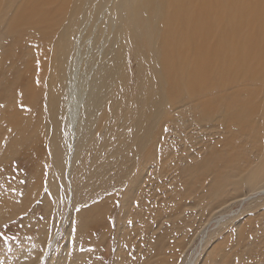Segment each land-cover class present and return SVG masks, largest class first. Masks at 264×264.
<instances>
[{
  "label": "rangeland",
  "instance_id": "rangeland-1",
  "mask_svg": "<svg viewBox=\"0 0 264 264\" xmlns=\"http://www.w3.org/2000/svg\"><path fill=\"white\" fill-rule=\"evenodd\" d=\"M125 1L80 0V11L73 7L55 27L57 36L53 29L28 33L22 48L0 47L3 77L10 58L15 78L30 68V82L14 81L12 92L0 97V264H36L46 247V264H264V194L243 208L236 203L219 211L253 194L240 176L250 173L263 149L230 131L224 114H210L205 99L184 94L144 104L157 98V65L142 18L144 0L136 2L130 21ZM106 4L113 18L102 21L92 48L87 40ZM11 17L0 26V40L11 41L2 36ZM79 34L97 62L96 49L105 43L109 66L98 76V101L87 110L88 129L79 131L69 178V64ZM44 53L50 62L38 79ZM90 60L83 59L80 81ZM224 176L232 185L221 192ZM226 193L236 198H223ZM220 215L222 227L215 228ZM99 223L109 226V237L107 227L90 235ZM203 236L208 243L197 254Z\"/></svg>",
  "mask_w": 264,
  "mask_h": 264
},
{
  "label": "bare ground",
  "instance_id": "bare-ground-1",
  "mask_svg": "<svg viewBox=\"0 0 264 264\" xmlns=\"http://www.w3.org/2000/svg\"><path fill=\"white\" fill-rule=\"evenodd\" d=\"M136 2L141 0H126L122 5L127 11L128 21L135 12ZM79 4L80 0H0L1 29L8 16L12 15L10 23L2 32V36L7 35L11 41L1 39V49L7 51L11 48H22L28 33H41L53 29L51 34L57 36L58 30L55 27L63 26L61 20L69 17L68 13L73 7L75 11H80ZM143 5L142 18L157 65L152 70V83L158 86L155 92L157 98L146 99L144 104L154 106L157 101L161 103L165 98L184 94L198 98L199 101L205 99L203 104L210 114H224L230 131L238 130L251 139L254 147L263 149L259 161L254 164L250 173L240 176L242 180H247L253 194L244 196L238 202H232L230 200L236 196L226 193L223 198H231L224 203L230 202L220 206L219 211L236 203L239 208H243V204L257 198L255 194H264V0H144ZM109 11L110 7L106 4L99 13L97 23L93 27L94 33L92 32V36L87 40L92 48L94 35L100 31L102 21L110 22L113 18L112 15L107 17ZM82 16L83 13L80 14L79 21ZM129 28L134 33L138 31L136 23H131ZM144 45L141 44L142 47ZM103 46L105 43L101 42V46L96 49L97 62L96 59H91V51L85 52L82 48V37L79 34L76 51L69 64L68 120L72 140V152L67 166V170H70L69 178L80 141L79 131L88 129L87 122L84 124L87 110L94 108L98 101V76L105 73L109 66L103 56ZM44 54L47 57H41V63L35 73L38 79L48 69V60L50 62L49 54ZM83 59H91L89 61L91 69L90 72L89 70L86 72L83 81H80ZM0 64V84L6 85L7 88L0 90V97L4 93L12 92L10 83L25 80L30 82V79H27L30 75L29 65L26 72L15 78L12 58L6 62L8 70L4 77L3 64ZM94 72L97 73L91 86ZM188 79L195 83L189 82ZM150 118L155 119L154 114H151ZM146 127L144 124V128ZM141 131L143 132V128ZM144 137L142 136L140 144L144 143ZM228 178L224 176L220 182L221 192L232 185L227 181ZM69 183L73 184L71 180ZM216 213H212V216L217 215ZM110 214L112 211L108 216ZM240 214L241 211L237 210L234 216ZM219 217L221 218L216 220L215 228L222 227L223 223H219L225 216ZM234 219L236 218L232 217L228 222ZM106 227L109 230V237L110 228L103 223L91 229L90 235L99 234ZM202 234H207L206 228ZM208 239L209 236H203L199 240L197 254L198 250H201V245L208 243ZM86 242H83L84 248L89 246ZM46 248L36 264H46L49 250ZM69 254L70 245L65 252L67 260ZM118 256L123 259L124 254Z\"/></svg>",
  "mask_w": 264,
  "mask_h": 264
},
{
  "label": "snow or ice",
  "instance_id": "snow-or-ice-1",
  "mask_svg": "<svg viewBox=\"0 0 264 264\" xmlns=\"http://www.w3.org/2000/svg\"><path fill=\"white\" fill-rule=\"evenodd\" d=\"M165 131H167V129H165Z\"/></svg>",
  "mask_w": 264,
  "mask_h": 264
}]
</instances>
